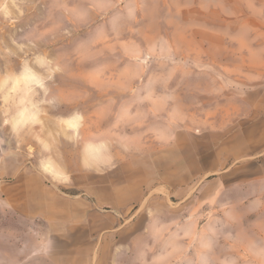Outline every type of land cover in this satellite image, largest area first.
<instances>
[{
  "label": "rangeland",
  "instance_id": "obj_1",
  "mask_svg": "<svg viewBox=\"0 0 264 264\" xmlns=\"http://www.w3.org/2000/svg\"><path fill=\"white\" fill-rule=\"evenodd\" d=\"M9 76L22 80L7 105L0 91V264H264V0H0ZM22 110L15 133L4 120ZM110 129L134 149L80 167ZM48 168L62 196L140 178L141 199L66 231L31 218L15 186Z\"/></svg>",
  "mask_w": 264,
  "mask_h": 264
},
{
  "label": "crops",
  "instance_id": "obj_2",
  "mask_svg": "<svg viewBox=\"0 0 264 264\" xmlns=\"http://www.w3.org/2000/svg\"><path fill=\"white\" fill-rule=\"evenodd\" d=\"M79 127L81 125L78 126V129ZM70 129L71 132L75 130V128ZM109 131L111 139L103 140L102 138H96L93 140V143L88 146L85 145L81 149V157L79 159L80 167H83L87 171L94 170L96 172L98 168L113 166L120 152L126 150L132 151L134 149L133 137H122L120 133L114 132L115 130L113 129ZM50 167L55 166L51 165ZM48 169L51 170H43L46 175H44L45 177L41 174L34 173L28 175L27 173L23 174L24 177L15 186L21 189L26 203L30 205L27 213L31 215V218H41L46 223L66 231L85 228L88 219L97 214V212L93 211V206L121 209L132 206L141 199L143 188L140 178L136 182L134 181V186H136L135 191L126 194L124 193L123 185H116L114 181L106 182L105 180H101V178H95L92 184L86 186L87 194L91 197V201L85 197V194L62 196L59 191V186L52 184L51 181L58 184L64 183L66 180L63 174L59 173L56 169ZM129 246V243L118 245L116 253L126 250Z\"/></svg>",
  "mask_w": 264,
  "mask_h": 264
},
{
  "label": "clouds",
  "instance_id": "obj_3",
  "mask_svg": "<svg viewBox=\"0 0 264 264\" xmlns=\"http://www.w3.org/2000/svg\"><path fill=\"white\" fill-rule=\"evenodd\" d=\"M22 78L17 77H6L0 82V91H3L5 94L3 96V103L7 105L9 101L13 98V95L19 91ZM5 116H8V111L5 110ZM36 117H32V121H35ZM30 121L25 119V112L22 110L18 112L15 116L11 118H6L4 124L6 126H11L13 132L19 133L23 126Z\"/></svg>",
  "mask_w": 264,
  "mask_h": 264
}]
</instances>
